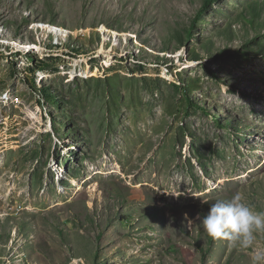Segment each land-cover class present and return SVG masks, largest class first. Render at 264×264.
I'll return each mask as SVG.
<instances>
[{
	"label": "rangeland",
	"instance_id": "rangeland-1",
	"mask_svg": "<svg viewBox=\"0 0 264 264\" xmlns=\"http://www.w3.org/2000/svg\"><path fill=\"white\" fill-rule=\"evenodd\" d=\"M256 2L0 0V264H253L201 221L264 212Z\"/></svg>",
	"mask_w": 264,
	"mask_h": 264
},
{
	"label": "clouds",
	"instance_id": "clouds-1",
	"mask_svg": "<svg viewBox=\"0 0 264 264\" xmlns=\"http://www.w3.org/2000/svg\"><path fill=\"white\" fill-rule=\"evenodd\" d=\"M205 232L212 238H224L241 247L252 246L255 233L264 232V212L253 211L240 195L231 200H219L202 218ZM253 264H264V250L252 257Z\"/></svg>",
	"mask_w": 264,
	"mask_h": 264
},
{
	"label": "trees",
	"instance_id": "trees-1",
	"mask_svg": "<svg viewBox=\"0 0 264 264\" xmlns=\"http://www.w3.org/2000/svg\"><path fill=\"white\" fill-rule=\"evenodd\" d=\"M214 0H205V6L212 3ZM263 8H264V3L260 4L259 2H256L254 4H251L250 5V8L249 10L247 11V14L249 16H251L252 18H258V30L256 31L257 32V35L260 36L261 35V32H260V28H262V26L264 25V11H263ZM262 13V15H261ZM251 18L250 20H247L246 22L247 23H250L251 22Z\"/></svg>",
	"mask_w": 264,
	"mask_h": 264
},
{
	"label": "bare ground",
	"instance_id": "bare-ground-1",
	"mask_svg": "<svg viewBox=\"0 0 264 264\" xmlns=\"http://www.w3.org/2000/svg\"><path fill=\"white\" fill-rule=\"evenodd\" d=\"M59 29H60V28H59ZM104 29H105V26L103 25V26H101V29H99V30H101V31L103 30V31H104ZM60 30H61V29H60ZM105 31H106V30H105ZM122 33H123V32H120V33H117V34H120L121 36H122V35H127L126 33H123V34H122ZM117 34H115L116 37L118 36Z\"/></svg>",
	"mask_w": 264,
	"mask_h": 264
}]
</instances>
